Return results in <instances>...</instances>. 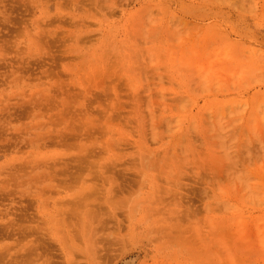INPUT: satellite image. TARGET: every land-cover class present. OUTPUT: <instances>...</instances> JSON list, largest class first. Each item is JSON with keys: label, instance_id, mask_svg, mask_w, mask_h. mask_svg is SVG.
Instances as JSON below:
<instances>
[{"label": "rangeland", "instance_id": "1", "mask_svg": "<svg viewBox=\"0 0 264 264\" xmlns=\"http://www.w3.org/2000/svg\"><path fill=\"white\" fill-rule=\"evenodd\" d=\"M0 264H264V0H0Z\"/></svg>", "mask_w": 264, "mask_h": 264}, {"label": "bare ground", "instance_id": "2", "mask_svg": "<svg viewBox=\"0 0 264 264\" xmlns=\"http://www.w3.org/2000/svg\"><path fill=\"white\" fill-rule=\"evenodd\" d=\"M219 135H220V134H219ZM223 136H224V135L222 134V136H221L222 138H220L221 140L219 139V142H221V143L223 142L222 139L226 140ZM225 137H226V136H225ZM223 143H225V142H223ZM219 145H220V143H219ZM223 146H224V145H223ZM223 148H224V147H223Z\"/></svg>", "mask_w": 264, "mask_h": 264}]
</instances>
